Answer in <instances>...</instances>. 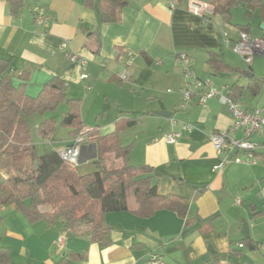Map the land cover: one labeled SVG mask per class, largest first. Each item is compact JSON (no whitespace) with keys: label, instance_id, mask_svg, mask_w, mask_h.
<instances>
[{"label":"crops","instance_id":"crops-1","mask_svg":"<svg viewBox=\"0 0 264 264\" xmlns=\"http://www.w3.org/2000/svg\"><path fill=\"white\" fill-rule=\"evenodd\" d=\"M168 1L127 0L119 21L104 23L98 0L92 6L84 5L83 0H24L18 16L0 0V59L12 62V75L28 74L27 95L36 97L51 80H59L68 99L86 102L93 96L108 97L112 87L126 89L120 75L128 69L132 93L138 96L142 92L153 113H172L171 119L165 117L168 130L164 134L161 126L151 135L142 127L147 142L143 163L136 166L155 170L153 183L160 195L187 204L183 218L169 210H159L148 218L130 212L106 214L112 242L103 248L90 242L85 230L72 233L62 223H31L14 205L0 206V247L9 249L11 264H55L65 254L85 256L71 264H146L153 253L168 264H216L217 259L220 264H257L253 251L263 250L264 245L253 231L264 217V157L253 166L229 162L214 171L220 160L210 136L229 130L233 119L217 99L209 100L206 108L196 105L176 117L184 87L176 57L190 55L195 75L224 86L226 92L234 85H247L253 75L264 80V57L256 56L247 69L241 63L234 67L229 63L234 52L226 44V39L235 42L245 31L263 37L264 6L256 7L249 16L247 5L240 3L233 8L229 23L217 13L208 18L194 14L187 0L176 8H170ZM35 6L49 12L54 21L37 24ZM64 42L67 49L62 47ZM68 50L87 60V65L68 62ZM129 53L133 61L128 68ZM211 57L216 61L210 62ZM83 74L87 78L82 79ZM263 90L264 86L257 96L244 91L240 102L246 109L259 108L264 115V96L258 99ZM172 119L177 121L175 125ZM122 120L120 116L112 125L93 128L84 122L85 131L97 128L101 135H109L118 131ZM138 121L130 118L127 128H137ZM184 123L195 129L184 131ZM170 132L181 133L172 144L165 141ZM233 136L243 138V133L237 131ZM250 140L262 146L258 153L263 155L264 134ZM238 156L247 158L243 152ZM245 221L252 241L239 248L245 240Z\"/></svg>","mask_w":264,"mask_h":264},{"label":"trees","instance_id":"trees-1","mask_svg":"<svg viewBox=\"0 0 264 264\" xmlns=\"http://www.w3.org/2000/svg\"><path fill=\"white\" fill-rule=\"evenodd\" d=\"M2 1L9 5L13 16H18L24 7V0ZM83 2L92 6L94 0ZM207 2L213 6V14L222 15L229 23L232 22L233 8L240 3L247 5L249 16L256 7L264 6V0ZM127 4V0H98L102 21L118 22ZM215 61L210 58V62ZM11 63L0 59V177L3 182H0V206L14 205L31 223L40 220L49 226L62 223L65 230L72 233L85 230L90 242L102 248L112 242L111 228L105 223L108 213L130 212L148 218L159 210H169L185 217L187 204L183 200L158 193L153 183L155 170L152 167L130 163L133 145L124 147L118 131L105 136L97 128L85 131L81 100L68 99L59 80H51L36 97L27 95L28 74L12 75ZM249 81L245 86L234 85L228 92L229 97L240 102L246 90L257 96L264 80L253 75ZM64 102L68 110L62 118V126L69 129L73 138L81 135L91 142L93 153L88 157L82 155L81 160V164L89 159L96 165L97 170L90 175H80V165L67 164L58 151L40 155L33 142L27 116L54 111ZM55 125L53 118L42 121L36 128L38 138L52 137ZM86 147L83 146V151ZM111 155L121 162L120 168L106 167V157ZM255 156L260 159L264 154L257 152ZM250 241L244 240L243 246ZM9 254L8 248L0 247V264H11ZM84 257L83 254H65L55 264H71L72 260L83 261ZM216 264H220L218 259Z\"/></svg>","mask_w":264,"mask_h":264},{"label":"built area","instance_id":"built-area-1","mask_svg":"<svg viewBox=\"0 0 264 264\" xmlns=\"http://www.w3.org/2000/svg\"><path fill=\"white\" fill-rule=\"evenodd\" d=\"M181 0H169L170 8L179 7ZM188 9L196 15L208 18L213 15V6L200 0H187ZM33 14L37 24L46 25L54 21V17L41 8L35 6ZM227 37V34H225ZM227 46L238 56H240L248 65H251L256 56L264 57V39L262 37H254L248 32H241L237 41L232 42L226 39ZM64 49H67V42L62 44ZM68 62H80L82 66L87 65V60L80 58L71 51L65 53ZM177 64L184 77L185 87L181 90L182 99L178 107L179 112H186L193 106L206 108L207 103L211 99H217L224 106L233 119V124L229 130L217 132L210 136V141L219 157L220 163L215 166L214 171H219L224 168L229 162H235L247 166L257 164L255 153L261 150L262 146L250 138L254 135L264 134V115L259 108L246 109L241 102L234 101L229 97L226 88L220 89L215 87L212 80L201 79L195 75L192 70L193 58L186 53L177 54ZM133 61V54L129 53L126 65L129 68ZM82 79L87 78V75H81ZM131 74L128 69L120 75L121 81H129ZM176 120L172 119V124H176ZM195 127L190 123L183 124V130L192 132ZM237 131H242L243 138L233 136ZM181 137L180 132H172L165 137L167 143H175ZM84 137L78 136L71 142V145L59 151L60 158L71 166H79L83 155ZM243 152L247 158H241L238 153ZM63 243V239L60 240ZM239 248L243 244H238ZM146 264H168L162 257L153 253L149 256Z\"/></svg>","mask_w":264,"mask_h":264},{"label":"rangeland","instance_id":"rangeland-1","mask_svg":"<svg viewBox=\"0 0 264 264\" xmlns=\"http://www.w3.org/2000/svg\"><path fill=\"white\" fill-rule=\"evenodd\" d=\"M258 25L259 24H257L256 27ZM231 54L232 56L230 57L229 60L230 61L229 63L231 65H233L234 67H240L239 64L241 63V65L243 64L244 66L243 69L248 68V64L245 62V60H242L241 57L239 56L240 57L239 58L236 54L234 55V53ZM183 81H184V77H183ZM124 83L126 89H122L119 87H112L110 89V94L108 97L93 96L90 99H88L86 102L83 101L81 104V118L83 122H85L87 128L88 127L93 128L97 124L100 125V127H104L109 124L112 125L121 116L123 120L119 122L117 129L118 131L121 132L120 137H121L122 145L124 147H129L131 145H134L132 152L130 153V157H131L130 163L133 165L134 164L140 165L143 163L142 158L145 153V145L147 142L145 133L142 132V127L145 126L146 130H148V133L151 135L154 132V130L157 129V127L161 126L162 127L161 129H163V134H164V131L166 132V130H168V125H166L168 124V119L165 117L164 118L161 117L159 115L161 112H155L156 114L153 113L152 106L150 105L149 108L148 100H146L147 98L145 99V96L142 95V92H138L137 94L138 96L133 94L131 91L132 90L131 86L127 84L130 83V81H125ZM213 84L215 87H218L220 89H223L222 87H224V86L215 85L214 81ZM183 86L185 87V83ZM249 95L251 96L250 93H247L248 97ZM263 96H264V90L262 91L258 99L263 98ZM254 101L255 100L252 99V102ZM67 108L68 107L64 102L61 103L59 107L54 111L46 112L43 114L39 112H35L27 116V120L32 129L38 127L42 121L50 118H53L57 121L52 137L47 139L41 138L36 143V149L40 155L47 154L53 151H61L65 147H67V144L70 141H73L71 140L69 129L62 126L61 124V119L64 117L65 115L64 113L67 110ZM183 113L184 112L178 111L176 117ZM130 118H135L139 120L138 121L139 125L137 128L134 129L127 128V121ZM173 119L176 118L173 117ZM159 122H161L160 125L158 124ZM85 138L82 145L88 146L86 152L84 151L85 153L84 156L88 157L93 153V150H91L90 148L91 142L86 141ZM105 163H106V167L109 169H115L121 167V162L116 161L112 155L106 157ZM79 167H80L79 174L82 176L90 175L97 170L96 165L93 163L92 160H87L86 162L80 164ZM0 182H2L1 177H0ZM262 209L264 211V206H262ZM258 224L259 225L255 227V232L253 231V235L254 234L257 235L259 241L262 243V245H264V217L258 221ZM249 243H251V241ZM251 245L252 244H250V246ZM248 248L245 249V252H248ZM260 249L253 251V253H257L254 254L256 255V257H254L255 258L254 260L256 261L257 264H264V248L263 250Z\"/></svg>","mask_w":264,"mask_h":264},{"label":"water","instance_id":"water-1","mask_svg":"<svg viewBox=\"0 0 264 264\" xmlns=\"http://www.w3.org/2000/svg\"><path fill=\"white\" fill-rule=\"evenodd\" d=\"M263 28H264V26H263ZM249 77H250V75H249ZM159 115L163 116V117H167V118H171L172 117V113L171 112H161ZM32 135H33V142H34V144H36L40 140L38 138L37 134H36V129H32ZM37 164L38 163H36V165ZM242 233L244 235V239L245 240L249 241L251 239L250 238V227H249L247 222H245V225L243 227ZM250 249L253 250L252 247Z\"/></svg>","mask_w":264,"mask_h":264}]
</instances>
